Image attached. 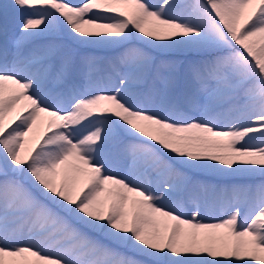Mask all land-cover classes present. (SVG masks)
<instances>
[{
  "label": "snow or ice",
  "instance_id": "1",
  "mask_svg": "<svg viewBox=\"0 0 264 264\" xmlns=\"http://www.w3.org/2000/svg\"><path fill=\"white\" fill-rule=\"evenodd\" d=\"M0 264H264V0H0Z\"/></svg>",
  "mask_w": 264,
  "mask_h": 264
},
{
  "label": "rangeland",
  "instance_id": "2",
  "mask_svg": "<svg viewBox=\"0 0 264 264\" xmlns=\"http://www.w3.org/2000/svg\"><path fill=\"white\" fill-rule=\"evenodd\" d=\"M12 115H15V113H12Z\"/></svg>",
  "mask_w": 264,
  "mask_h": 264
}]
</instances>
